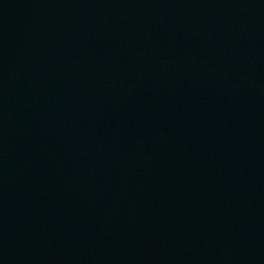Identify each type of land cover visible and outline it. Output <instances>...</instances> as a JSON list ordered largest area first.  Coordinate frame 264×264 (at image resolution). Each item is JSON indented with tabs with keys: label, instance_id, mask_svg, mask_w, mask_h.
I'll list each match as a JSON object with an SVG mask.
<instances>
[{
	"label": "water",
	"instance_id": "95a60500",
	"mask_svg": "<svg viewBox=\"0 0 264 264\" xmlns=\"http://www.w3.org/2000/svg\"><path fill=\"white\" fill-rule=\"evenodd\" d=\"M0 264H264V0H0Z\"/></svg>",
	"mask_w": 264,
	"mask_h": 264
}]
</instances>
